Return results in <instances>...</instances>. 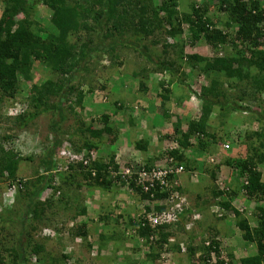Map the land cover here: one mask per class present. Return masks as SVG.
I'll list each match as a JSON object with an SVG mask.
<instances>
[{
	"label": "trees",
	"instance_id": "trees-1",
	"mask_svg": "<svg viewBox=\"0 0 264 264\" xmlns=\"http://www.w3.org/2000/svg\"><path fill=\"white\" fill-rule=\"evenodd\" d=\"M160 1V4L153 7V0L145 2L141 0H0V103L6 97L13 99L18 92L21 79L32 83L34 70L40 68L41 72L50 73L49 79L44 80L42 84L38 82L31 84L25 103L26 109L23 108L18 114L6 115L8 119L5 121L10 124L9 130L23 131L40 115L51 110L57 113V117L52 119L49 125L50 133L53 135L51 144L42 151L37 174L29 179L19 178L18 171L22 163H30L33 156L21 155L18 150L5 147L15 136L0 133V185L5 183L8 190L15 189L24 196L20 216L16 220L5 218V215L12 211L10 208L0 211V224L8 222L12 226H18L10 245L8 241L10 242L9 238L13 234L1 236L3 232L0 227V264H72L71 255L61 254L57 258L47 251L43 243L35 242L26 228L29 224L32 231H37L36 226H40L44 217L42 208L53 205L52 197L59 196L62 190L74 194L81 187H85L90 192L107 193L112 191L114 185L118 189H127L131 194H136L139 200L165 199L169 194L165 185L161 184V180L171 182L176 179V174H169L163 179L153 178L151 181H144V177H140L139 173H149L152 169L163 168L168 164L180 166L182 171L190 174L201 162L190 160L187 152L194 155L211 153L216 141L220 140L214 133L215 127L211 126V120H219L221 126H225L228 109L252 116L259 130L244 132L242 139L247 146L244 147L243 157H229L223 162L231 168L230 177L236 180V186L225 194V198L221 197L222 190H217L218 188L214 186L211 188V194L215 199L218 198L216 205L221 214L219 220L227 222L226 217L234 215V226L240 232L241 239L246 242L245 247L253 245L255 253L236 259L232 252L222 247L226 251L224 255L222 242L216 238L221 232L220 228L227 229L223 224L221 227L218 225V228L210 226L208 238L203 237L207 231L201 232L198 246L193 247L189 244L187 252L190 261L193 262L194 253L199 251V260L202 264H264V181H262L263 173L259 170V167H264V110H254L237 102L239 99L253 103L264 94V0H216L219 9L229 15L230 19L226 27L235 28L233 37L226 31L211 26V21L206 17L207 9L204 7L195 6L189 14L180 15L177 0ZM39 6L50 12L49 22L52 32H46L33 18ZM162 22L169 27L166 34L172 39L181 36L183 32L181 26L187 24L192 43L203 39L213 49L229 44L235 50L231 55L206 58L198 54L184 55L183 48L179 49V58L191 69H196L198 75L204 76L207 82L200 87L198 94L192 93L200 102L198 118L188 121L186 130H182L178 118L173 124V134L168 136L174 141L175 147L168 148L157 156L152 157L149 154L146 140L136 141L134 148L143 152L145 156L142 157L137 170L130 174L124 169L130 171L133 168L125 166L126 168L121 169L115 162L113 154L108 161L96 158V151L104 148V142H93L84 136L83 130L77 129L73 131L75 142L69 143L72 147L71 153L80 158L67 159L65 171L60 172L61 164L57 163L56 154L62 148L59 126L64 118L63 103L68 101L67 97L74 90L78 94L77 103H81L83 93L73 86V82L77 79L78 73L83 72L90 65L95 55L117 45L126 46L131 48L134 54L154 63L155 69H162L176 78L177 71L172 61L155 62L151 55L150 48L155 50V47L160 46L162 52L166 54V48L172 46L160 41L156 36L154 30ZM238 42L240 45L237 44ZM36 64L38 67L35 66ZM141 72L149 71L142 69ZM132 75L136 78L138 73ZM234 79L241 83L249 81V87L245 89L240 86L239 90L235 89L237 87L231 84ZM176 80L169 84L187 87L184 80L179 78ZM223 83L227 90L234 89L239 92L237 99L227 98L226 91L221 87ZM163 85L162 83L161 86ZM139 87L142 91L146 89L143 82H139ZM173 90L174 95L176 88ZM161 91L160 113L164 119H169L170 114L163 107L170 101L172 93L168 86H163ZM189 91L191 93V90ZM51 96H57L54 103H50ZM177 99L182 101L183 97L177 96ZM181 101L178 102L181 104ZM115 107L117 110L124 108L119 103H116ZM214 108L219 110L216 118H213ZM109 119L108 115L102 116L105 133H110L113 129L107 126ZM86 129L91 137L101 138L102 135L90 125ZM67 141L71 140L67 139ZM90 149L92 151H89ZM219 166L218 164L215 168L218 169ZM77 174L81 176V182L75 181ZM216 176L214 172L211 173L212 182L216 181ZM55 177L60 182L58 187L51 185ZM223 181L224 185H227L225 179ZM48 187L53 190L52 197L41 204L38 201L40 194ZM233 197L245 200L242 204L244 215L250 216L248 210L250 203L255 205V212L250 216L253 219L241 216V213L232 206ZM155 209L157 213H162L164 207L156 206ZM148 211L147 207L146 212ZM80 212L85 214V207H82ZM182 214L179 216L181 223L185 220ZM119 217V220L122 219V216ZM104 218L102 215L99 216L100 220ZM135 224L139 227H135L133 235L128 239L131 241L138 239L147 243L150 250L148 260L152 262L158 259L167 241L168 225L160 224L156 229H152L144 217L137 223L130 217L125 221L128 227ZM155 234L159 237L157 238ZM88 235L89 230L85 223L77 224L69 230L71 238L80 237L83 241H87ZM98 239L97 251L100 253L108 247L109 238L100 234ZM188 240L194 241V236L190 233ZM153 244H156V250ZM121 248L129 250L125 246ZM167 249L181 251L179 243ZM132 250H135V246L130 249ZM125 259L127 263L132 262L128 255Z\"/></svg>",
	"mask_w": 264,
	"mask_h": 264
},
{
	"label": "rangeland",
	"instance_id": "rangeland-1",
	"mask_svg": "<svg viewBox=\"0 0 264 264\" xmlns=\"http://www.w3.org/2000/svg\"><path fill=\"white\" fill-rule=\"evenodd\" d=\"M141 1L145 2L146 0ZM160 2V0H153V7L160 4ZM177 3L180 15L189 14L192 7L195 6L206 8V17L211 21V26L226 31L228 35L233 37L235 28L226 27V23L230 19L229 15L227 12H222L219 9L216 0H177ZM162 16L163 14L160 15V17ZM49 17L50 12L43 6H39L33 18L37 20L38 26L42 27L46 32H52ZM163 24L162 22L158 28H155L156 36L159 37L160 41H165V43L172 44V46L166 48V54L162 52L160 46L155 47V50L154 48H150L152 58L155 62L161 60L172 61L173 67L177 71L176 78L184 80L187 87L186 85L179 86L177 84L176 87L174 83L170 85L169 83L172 81H177L175 77L173 78L162 69H155L154 63L148 62L142 56L134 54L131 48L126 46L117 45L104 51V53L101 52L95 55L90 65L83 72H79L77 79L73 82V86L83 93L81 103H77L78 94L75 90L67 97L68 101L63 103L64 118L59 126L62 151L56 156L57 163L61 164V168L63 166L62 169H59L60 172L65 171L64 167L67 164V159L71 157L80 158L77 155H73L71 150H69V148H72L69 142H75L73 131L77 129L83 130L84 136L93 140V142H104V148L97 149L96 158L108 161L113 154L115 162H118L121 167L126 168L125 166H131L133 168L129 171L131 173L137 170L136 168L139 166L142 157L145 156L143 152L134 148L136 141L140 139L146 140L148 142L149 154L152 157L153 155L157 156L161 152L164 153L168 148L175 147L174 141L168 136L173 134V124L178 118L181 121L182 130H186L188 121L198 118L200 114V102L193 97L192 93L198 94L200 87L207 84V82L204 76L198 75L196 69H191L184 60L179 58V49L183 48L184 55L198 54L206 58L231 55L235 53V50L229 44L217 46V49H213L203 39L192 43L187 24L181 26L182 35L176 39H172L166 34L169 27ZM232 27L235 26L232 25ZM107 41H109V38ZM237 44L240 45V42ZM37 65L35 66L38 67ZM142 69H147L149 72H141ZM41 71L42 69L40 68L36 71L34 70V80L32 83L21 79L18 92L13 99L6 97L0 103V133L1 135L13 134L15 136L7 142L5 147L12 148L15 151L18 150L21 155L31 154L33 156V160L30 163L23 162L20 166V171H18V177L24 179H29L37 174L40 164L39 160L43 154L42 151L50 146L53 136L49 130L50 121L56 118L57 114L53 110L42 114L23 131L9 130L10 124L5 120L8 119L6 115L10 111V107L15 106L14 112H19L23 108L26 109L25 103L31 84L35 82L42 84L44 80L49 79L50 73ZM135 72L138 73L136 78L132 75ZM219 80L223 81L221 78ZM139 82L144 83L145 91L140 89ZM162 83L164 84L163 86H168L172 93H170V101L165 103L163 107V109L169 112V119H164L160 113ZM231 84L237 87L235 89L239 90L240 86L245 89L248 88L250 82L244 81L241 83L234 79ZM221 87L226 91L227 98H238L239 92L234 91V89L227 90L224 83L221 84ZM175 88L176 91L173 95V89ZM188 88L191 90V93L187 90ZM177 96L183 97L182 101L178 100ZM56 98L57 96H51L50 103H54ZM237 100L240 105H247L258 111L264 110V94L253 103L245 99V101ZM178 101H181L182 105ZM116 103L121 104L124 108L117 110L115 107ZM214 110L213 118H216L219 110L218 108H214ZM226 111L227 119L225 122L227 123L225 126H221L219 120H211V126L215 127L214 133L220 139L218 142L216 141V145L211 150V153H198L199 155H194L190 154L189 151L187 152L190 160L194 159L201 162L191 171L195 172L196 176L194 179L191 178L189 180H195L196 183L191 188V192L189 193L191 196H189L190 198H188L189 201L187 202L194 208L193 195L205 193L207 195L198 201L199 205L205 206L199 219H195L196 217L192 219L188 215L184 222H177L176 226L171 228V236L173 239L176 237L175 242L182 244L184 249L188 242L189 233L194 236V241L198 245L201 241V232L207 231L205 235L203 234V237L208 238L210 226H215V222L217 225L223 223L221 220L217 221L215 213H213L215 211L212 212L215 208L210 207L213 200L209 191L212 188L210 175L214 172L218 177L221 175V177L229 179L231 168L223 164L224 160L229 157H243L245 154L244 147L247 146V143H243L242 139L244 132L250 133L259 130L252 116L230 109ZM103 115L110 117L107 124V126L113 128L110 133H105L103 129ZM85 124H89L101 134V138L96 139L91 137L86 129L89 125ZM67 139L71 141H67ZM225 145L227 146L226 148ZM89 151H92V149ZM218 164L220 166L217 169L215 167ZM259 170L264 175V167H259ZM192 175L194 176V173ZM186 178L187 173H183L181 180ZM54 180L55 186L58 187L60 182L57 177ZM202 180L204 182H201ZM75 181L81 182V176L77 174ZM1 184L3 185H0V211L10 208L12 211L5 215V218L10 217L16 220L20 216L19 213L23 206L24 196L15 189L12 192L8 191L5 183ZM112 188V191L107 193L99 191L90 192L85 187H81L74 194H71L68 190H62L57 197H52V194L48 197L41 194L38 199L41 204L52 197L53 202L51 204L53 205L42 208L44 217L41 219L40 226H36L37 231H32L29 224L26 228L35 242L43 243L47 251L53 253L57 258L61 254L71 255L70 262L72 264H202L199 258L191 262L186 252L172 258H163L161 256L158 258L159 260L150 262L148 260V253L150 252L147 247L148 244L142 240L131 241L128 239L133 235L134 228L128 227L124 223L130 216H133L136 221L139 220L144 214L142 213L143 207L149 206L152 208L154 204L139 200L136 194H131L127 189L121 190L114 185ZM240 199V202L244 204L245 200ZM138 206L143 207L136 210ZM12 207L14 209H11ZM82 207H85V214L80 212ZM254 209L255 205L250 203L248 208L250 216L254 214ZM100 215L105 218L100 220ZM119 216H122V219L119 220ZM245 216L253 219L248 215ZM229 220L231 224L227 223V229L225 230L227 233L222 237L223 243H221V248L223 247L226 251L232 252L236 259L241 253H246L247 251L248 254H254L255 248L252 251L247 250L250 246L245 247L246 242L241 239L240 232L235 229V219L229 218ZM80 223H85L88 226L87 246L89 247L86 246L85 241L74 242L69 236V230ZM0 227H2L3 232L1 236L13 234L9 238L10 242L8 241L10 245L18 226H12L7 222L0 224ZM185 227L188 228V232H185ZM52 233H54V236ZM100 234L109 238L108 247L97 254V243ZM156 237L158 238L159 235H156ZM224 239L226 240L224 241ZM121 246L129 248V250L126 251ZM133 246H135V250L130 251ZM153 246L156 250V244H153ZM242 247L246 249L242 250ZM223 248L222 250H224ZM226 251H223L224 255ZM127 255L131 257L132 262H126L125 257Z\"/></svg>",
	"mask_w": 264,
	"mask_h": 264
},
{
	"label": "clouds",
	"instance_id": "clouds-1",
	"mask_svg": "<svg viewBox=\"0 0 264 264\" xmlns=\"http://www.w3.org/2000/svg\"><path fill=\"white\" fill-rule=\"evenodd\" d=\"M17 105V104H16ZM15 107V106H14ZM14 107H10V111H8L7 113H8V115H10V114H18V113H20L21 111H19V112H14ZM57 114V113H56ZM69 150H71V148H69ZM62 151V149L60 150V152ZM60 152H58L57 154H56V156L58 155V154H60ZM208 161V160H207ZM209 162V161H208ZM208 162H206V163H208ZM118 165H119V163L118 162H116ZM120 166V165H119ZM120 168L122 169V168H124V167H121L120 166ZM126 169H124V171H125ZM194 170V169H193ZM183 173H185L184 171H182V172H180V174H178V175H176V179H174L173 181H171V182H165V188H166V190L168 191V197L167 198H165V199H162V200H152V201H150V200H142L143 202H147V203H152V204H154V206L152 207V208H150L149 206H147L148 208H149V211L148 212H146V208L147 207H143V206H138V208L136 209V210H139L140 208H142L143 207V210H142V213H144L143 214V216L141 217V218H145L147 221H148V219H147V215L148 214H150V213H157V211H156V206H162V207H164V209H163V211H167V210H170L171 208H172V211H173V213L176 215L177 214V212L178 211H176V204H179L180 205V207H181V211L177 214V217L175 218V220L173 221V222H168V223H164V224H167L168 225V227L170 228H168L167 229V232H169V234H167V241H166V244H164V246H163V248H162V250L160 251V256L159 257H163V258H165V257H174V256H178V255H181L182 253H184V252H186L187 254H188V252H187V247L189 246V244H190V246L192 245L193 247H197L198 245H196V242L195 241H192V242H189V240H188V242L186 243V245H185V249L183 248V245L182 244H180L179 243V246H180V248H181V251L180 252H176L175 250H173V249H170V250H168L167 249V247H173V244H175V243H178V242H175V239H176V237H175V239H173V237L171 236V228H173V227H175L176 226V223L178 222V223H180V219H179V216L182 214V215H184L185 216V218H186V216H191V218L192 219H194V217H196L195 219H199L200 218V215H201V212L205 209V206H201V205H199L198 204V201H200V199L201 198H204L203 196H205V195H207L206 193L205 194H195V195H193V197H192V201H193V204H194V208L191 206V204L190 203H188L187 201H189L188 200V198H190L189 196V193L191 192V191H189V189H186V188H183L182 186H181V183H182V180H181V175L183 174ZM192 173H194V176L192 175ZM130 174V173H129ZM196 176V173L195 172H191L190 173V175H189V177H190V179L192 178V179H194V177ZM223 179H225V178H223V177H221V175H220V177H218V176H216V181L214 182H212L211 181V186L213 187L214 186V188H218L217 190H222V198H225V194H227V192L228 191H230V187H228L227 185H224V181H223ZM201 182H204V180H202ZM51 185H54L55 186V184H54V182H52V184ZM209 185H210V183H209ZM233 189V188H232ZM212 190V189H211ZM211 190H209L210 191V196L212 195L211 194ZM8 191H14L13 189H10V190H8ZM205 191V190H204ZM52 192H53V190L50 188V187H48L47 189H45L43 192H42V194H44V195H46L47 197L49 196V195H51L52 194ZM47 193V194H46ZM174 194H177V198H170V196L171 195H174ZM41 195V194H40ZM187 197V198H186ZM213 197V196H212ZM234 198V200H232V206L234 207V208H236L240 213H241V216L243 217V216H245L244 214H243V211H242V204H243V202H240V197H233ZM213 200H212V202H211V205H210V207L212 206V208H215L214 210H212V212L213 211H215V212H213V213H215V216H217L216 217V219H217V221H219V218H220V216H221V214H220V210H219V208L217 207V205H216V200L218 199H215L214 197L212 198ZM186 200V201H185ZM237 201H239V202H237ZM155 204H157V205H155ZM170 205H172V206H170ZM144 206H146L145 204H144ZM189 210V211H188ZM188 212V213H187ZM136 214V213H135ZM228 218H227V222H224V220H223V225H225V226H227V223H230L231 221L229 220V218H234L235 216L234 215H228L227 216ZM130 218H133V220L135 221V223H137L138 221H140V219L141 218H139V220H135L134 219V217L132 216H130ZM229 220V221H228ZM185 221V220H184ZM149 223V222H148ZM125 224V223H124ZM231 224V223H230ZM129 227H132V228H134L133 229V232L135 231V227L136 228H138L139 226H138V224H135V226H129ZM151 227V226H150ZM214 227H216V228H218V225L216 224V222H215V226ZM220 227H221V224H220ZM219 227V228H220ZM235 227V226H234ZM152 229H156V226L155 227H151ZM186 228V227H185ZM235 229L236 230H238L236 227H235ZM169 230V231H168ZM186 230H188V228H186ZM219 230H221V232H220V234H218V236L216 237L217 238V240H219V241H221L222 243H223V239H222V237L223 236H225L226 235V229H224V228H220ZM225 233V234H224ZM52 235L54 236V233H52ZM155 236H156V234H155ZM154 236V237H155ZM73 240H74V242H78V241H80V242H84L83 241V239L82 238H80V237H76V238H72ZM71 239V240H72ZM188 239V238H187ZM72 240V241H73ZM87 240V239H86ZM226 239H224V241H225ZM85 244H86V246L88 245L87 244V241H85ZM87 247H89V246H87ZM253 245H251L247 250H250V251H252L253 250ZM242 250H243V248H241ZM186 250V251H185ZM164 251H165V253H164ZM236 252V251H235ZM248 252V251H247ZM241 253L240 254V256L237 258V259H239L240 257H242L243 255L244 256H247V255H252V254H248V253ZM97 254H98V251H97ZM96 254V255H97ZM199 255H200V253H199V251H196L195 253H194V257H192L194 260L196 259V258H199ZM187 257H188V259H190V257H189V254L187 255ZM157 260H159V259H155L154 261H157ZM212 260H214V257L212 256Z\"/></svg>",
	"mask_w": 264,
	"mask_h": 264
},
{
	"label": "built area",
	"instance_id": "built-area-1",
	"mask_svg": "<svg viewBox=\"0 0 264 264\" xmlns=\"http://www.w3.org/2000/svg\"><path fill=\"white\" fill-rule=\"evenodd\" d=\"M227 146L225 145V148ZM166 167L163 168H156L152 169L149 173H139L140 177H144V181H151L153 178H161L163 179L164 177L166 178L169 174H180L182 172V168L179 166L175 165H165ZM125 172L128 174L129 170L126 169ZM161 184L165 185V182L161 180ZM177 194L171 195L170 198H177ZM176 211L177 214L181 211V207L179 204H176ZM177 214L175 215L172 211V208L167 211H163L162 213H150L147 215V219L149 222V225L151 227H155L160 224L168 223V222H173L175 218L177 217Z\"/></svg>",
	"mask_w": 264,
	"mask_h": 264
},
{
	"label": "crops",
	"instance_id": "crops-1",
	"mask_svg": "<svg viewBox=\"0 0 264 264\" xmlns=\"http://www.w3.org/2000/svg\"><path fill=\"white\" fill-rule=\"evenodd\" d=\"M160 119V118H159ZM190 174H187V178L182 180V183H181V186L183 188H186V189H189V191H191V188L192 186L196 183L195 180H189L190 177H189ZM264 177V175H263ZM225 178V177H224ZM262 181L263 178H262ZM225 183L227 184L228 187L230 188H233V186L235 185L236 186V180H232L231 177L229 179H226L225 178ZM194 194V193H193ZM191 196V194H189ZM196 196V195H195ZM197 197V196H196Z\"/></svg>",
	"mask_w": 264,
	"mask_h": 264
}]
</instances>
